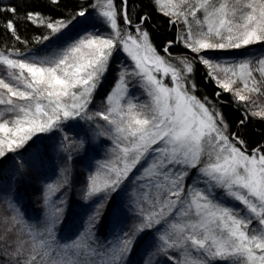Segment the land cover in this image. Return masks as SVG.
<instances>
[{
  "label": "snow or ice",
  "instance_id": "1",
  "mask_svg": "<svg viewBox=\"0 0 264 264\" xmlns=\"http://www.w3.org/2000/svg\"><path fill=\"white\" fill-rule=\"evenodd\" d=\"M49 3L59 8L62 0ZM151 3L170 25H184L161 50L147 27L151 16L134 21L131 0H86L59 18L29 11L26 22L47 30L37 43L63 44L45 55L0 49V159L9 153L15 159L37 139L60 135L66 164L44 187L43 219L28 222L14 199L5 200L11 211L0 213V264H127L138 237L149 232L157 240L150 257L163 256L165 264H264V143L250 149L240 133L229 130L216 104L196 94L191 78L195 63L202 64L206 78L244 108L241 127L249 118L264 120V104L254 99L264 96V55L231 63L209 56L264 44V0H197L187 9L182 6L188 0ZM16 16L14 5L0 6V29L26 43ZM93 16L105 32L85 26L68 37L71 27L88 25ZM177 43L194 57H172L169 49ZM117 52L129 64L118 70L107 108L92 112L89 106ZM133 85L146 100L135 96ZM82 120L112 148L85 181L84 199L95 201L92 212L72 241L61 242L55 232L66 205L67 164L87 150L79 134L74 139L67 132L82 127ZM133 182L129 208L136 221L113 240L101 241L95 229L106 203Z\"/></svg>",
  "mask_w": 264,
  "mask_h": 264
},
{
  "label": "trees",
  "instance_id": "2",
  "mask_svg": "<svg viewBox=\"0 0 264 264\" xmlns=\"http://www.w3.org/2000/svg\"><path fill=\"white\" fill-rule=\"evenodd\" d=\"M218 1V0H215ZM86 3V0H62L59 8L49 3V0H0V6L7 7L9 5H14L17 8L18 16L16 19L19 21L17 27L18 32L22 39L26 41V43H20L12 39L11 35L8 34L3 29H0V49L8 50V49H19L21 52L27 53L32 50H36L38 47L44 45L45 43H37V38L42 35L47 34V30L43 27H37L25 20V14L29 11L39 12L44 14L45 16H51L53 18H59L61 16H71L74 10H78L79 5H83ZM132 3V18L134 21L138 19L140 14H148L151 16V20L148 23L147 27L151 33V40L153 44L161 50L164 45L169 40L175 39L176 31L174 30V25L169 24V18L164 15L158 13L156 8L151 3V0H131ZM4 18H11L10 14L5 13ZM48 42V41H47ZM263 45V44H262ZM259 47L261 44H256L252 46H248L247 48L239 49L241 51L248 50L252 47ZM169 51L172 54V57L175 56H188L189 58H193L194 54L190 53V51L185 50L179 43L174 44ZM163 54V52H161ZM216 54H221V51H214ZM197 66L195 70L196 77L194 82L197 85L196 94L200 97L207 96L216 106L219 107V110L223 112L226 121L231 128L232 132H238L240 135L247 141L249 148L255 147L258 143H264V120H260L257 118H249V122L246 126L241 127L239 122L241 119H244V108L238 105L235 101H233L232 97L228 94H221L219 97L215 96L216 92H219L212 82H210L206 78V74H204L202 66L200 63H195ZM95 97L94 99L96 98ZM76 127L73 128V130ZM73 131L67 132V134H72ZM58 135L53 136L51 138H57ZM49 138L41 137L37 139V142L29 147L27 151H24L23 155H17L15 159H13V154L7 155L3 160H0V193L7 191V189H11L12 187L18 189L20 192L19 195H23L25 198V203L22 206V212L25 216V219L30 221H37L38 219H43V215L38 206H36L35 202L32 200V196L36 193L37 188L35 183L36 181H23L20 179L18 182L12 184L15 174L20 170L18 165L21 163L22 159H24L27 155H30L32 151L35 149H39L43 147L45 149V154L43 160L34 164L37 168L33 173V178L39 180L42 178L43 180H49L50 178L56 177L60 173L59 161L51 160L49 158V148L48 143ZM30 142L29 144H31ZM50 145V144H49ZM102 148L104 147L101 144ZM77 157L74 158V161L77 160ZM76 165V164H75ZM52 168V169H51ZM52 170L51 172H49ZM21 171V170H20ZM38 176V177H37ZM76 178V177H75ZM17 179V178H16ZM15 181V180H14ZM5 187L2 186V184ZM12 184V185H11ZM73 193L76 190V180L72 182L70 185ZM24 193V194H23ZM121 195V194H120ZM19 196V197H20ZM74 196V194H73ZM22 197V198H23ZM120 196L118 193H113L111 199L106 203V206L103 209V215L99 218V222L96 224V234L101 241H111L109 240V235L111 232L110 229V217L116 211L117 205L120 202ZM79 198H74L70 200V205H74L75 202L79 201ZM74 201V203H73ZM69 202V199L68 201ZM81 205V204H80ZM85 206V205H84ZM69 208V207H68ZM81 208V207H80ZM88 209H80L77 211H73V209L67 211L66 217L62 218L61 223H59L56 227L55 236L58 237L59 241H64L67 239L68 234L73 232L74 228V237L77 235L79 231L77 230V225L82 223L79 220V216L88 215ZM64 219V220H63ZM86 220L82 223H85ZM71 236V235H70ZM149 234L146 233L140 237V240L135 244L133 251L129 254L132 256L129 260L132 261V264H135V260L139 258L141 252H143L144 246L147 244ZM128 255V256H129ZM134 261V262H133Z\"/></svg>",
  "mask_w": 264,
  "mask_h": 264
},
{
  "label": "rangeland",
  "instance_id": "3",
  "mask_svg": "<svg viewBox=\"0 0 264 264\" xmlns=\"http://www.w3.org/2000/svg\"><path fill=\"white\" fill-rule=\"evenodd\" d=\"M196 2H197V0H188V4H184L182 7L184 9H187L189 7V5L194 6L196 4ZM215 2L218 3L219 0L215 1ZM197 17L202 18V13L197 12ZM189 19L191 21V17ZM92 23H96V25H97L96 28L92 27ZM85 26L88 27L89 31L105 32V28L103 26H101L97 21H95V18L93 16V17L89 18V24L88 25L77 23L75 25V27H71L70 30H68V37H75L77 35V33H80ZM183 28H184L183 23L178 22L176 25H174V30L176 31V35L180 34ZM193 30H194V32L196 30V25L194 23H193ZM68 37H65V39H67ZM62 44H63V40H55L54 39L53 41L46 42L44 45L38 47L36 50H32V51L27 52V54L45 55L48 52H50L54 47H56L58 45H62ZM180 45L184 48V46L182 44H180ZM184 49L188 51V49H186V48H184ZM214 51H216V50L209 52V56L211 59L217 60L221 63H225V62L231 63L235 60L241 59L242 57H244L246 55H255V56L264 55V44L263 45L261 44V46H259V47L254 46L251 48V50L250 49L243 50V51H241L239 49L238 50H219V51H221V54H216V53H214ZM172 62L175 63L174 60ZM128 64H129V61H128V58L126 57V54H124L123 52L114 53L113 60H112V69L108 73V75L106 76V78L103 82V85L97 91V93H96L97 95H96V98L94 99L93 103L89 106L90 111L95 112L98 110H105L107 108V104L105 103V97L111 91V89L114 85V82H115L116 75H117L120 67L122 65H128ZM196 66L197 65L195 64V70L197 68ZM201 66H202L204 74H206L205 67L202 64H201ZM0 74H2V73H0ZM195 77H196V74L194 71V73L192 74V77H191L193 81H194ZM210 82H212V81H210ZM212 84H214L215 87L218 89V91L221 92L222 94H228L231 96L230 93L223 92L221 89H219L214 82H212ZM130 88H131V91L135 94V96H138L141 101L147 99V97L144 95V93L141 91V89L135 87L134 85L130 86ZM254 99L257 101L258 104H264V96L256 95V96H254ZM217 108L219 110L218 106H217ZM96 122L101 123V124L104 123L101 120H97ZM80 124L82 125V127L76 126V128L74 130L72 129L73 133L67 134V135L72 136L74 139H76L77 134H79L78 138L85 140L87 150L86 151H79V152L75 153L73 155L72 159L67 164V166L69 168L70 181H69V184L67 185L66 192H65L64 197H63L66 200V205H65V210H64V214H63L62 218L66 217L68 209L69 210L73 209V211H77V210H80L82 208L88 209V211H89L88 215H84V216L80 215L79 216V220L82 221V223H83L84 220H86L88 218V216L90 215V213L92 212L94 204H95L94 200L93 201H86L84 199V197H85V181L90 174H92L97 168H99L100 165H102L103 163H105L106 160L109 159L112 145L110 142H108L106 140V138L95 135V130L92 127L91 122L82 120V121H80ZM229 130L231 131L230 127H229ZM85 133H87V135H85ZM49 141H51V143L50 142L48 143V148L50 151L48 156H49V158H51V160H54L56 158V160L59 161V167L61 168L60 169V172H61V170L66 166L65 159H64L65 153L62 152L59 148L61 136L58 135L57 138H49ZM101 144L104 146L103 148H102ZM43 148H44V146L40 147L39 149H35V151H32V153L30 155H27L24 159H22L21 162H24L23 169H22V171L19 170L15 174L14 179L12 181V184L18 182L19 179L21 182L23 181V179H25V181H29V182L30 181L32 182L33 180L36 181L35 182V183H37L36 184L37 188L35 187L36 193L32 196V200L35 202L36 206L39 207V209H40V211L44 217V215H45V205L43 202L44 187L48 182L56 179L57 176L54 178L52 177L46 181L43 180L42 178H40L39 180H36L32 177L34 171L35 170L37 171V168L34 166V164L38 165V162H40L44 158L43 154H45V149H43ZM8 155H10V153ZM75 157H77L76 158L77 160L74 161ZM4 158H2L0 160H3ZM51 171L52 170H50L49 172H51ZM74 179L76 180V190H74V193H73L72 189L70 188V185L72 184ZM100 179H102V177ZM5 184L6 183H4V185L2 184V186L5 187ZM134 186H135V182H133L132 185H128L124 189L117 192L121 199L117 205L116 211L110 217L111 219H110L109 224H110L111 232H110V235L108 236L109 240H113L115 235L121 231H128L130 226L136 221V217L131 214L130 208H129V205H130V202L132 199L131 192H132V188ZM5 190H7V191L0 193V213L7 214L11 211L7 207L5 200H13L14 199L16 205L20 209H22V206L25 203V198L23 197V195L20 196L19 193H17L18 189L12 187L11 189L6 188ZM18 192H20V191L18 190ZM73 194H74V196H73ZM56 195L59 196L60 193H57ZM74 198L75 199L79 198L80 200L75 202L74 205L68 204V203H70V200L74 199ZM68 199H69V202H67ZM73 203H74V201H73ZM24 218H25V216H24ZM30 222H36V221H30ZM82 223H79L77 225L76 231L80 232L82 230V229L80 230V228L82 227ZM83 226H84V224H83ZM72 231L73 232L68 234L67 239H65L64 241H61V242L72 241V239L74 238V235H75L74 228ZM153 231H155V230H153ZM144 234H146V233H143L138 237V239L136 240V243L140 240V237L143 236ZM148 234H149V237H148L149 239L147 241V244L144 246V248H143L144 250H143V252H141L139 258H137L138 262H136V260H135V264H146V261L149 260V258L151 259V264H157V262H159V264H165V258L163 256H151L150 257V254L153 251H155L157 240L153 236L152 232H149ZM21 238L24 240L29 239V237L27 235H22ZM56 238L58 239V237H56ZM172 254H175V253H172ZM131 257L132 256H130V255L126 257L127 264H132V261L129 260Z\"/></svg>",
  "mask_w": 264,
  "mask_h": 264
}]
</instances>
